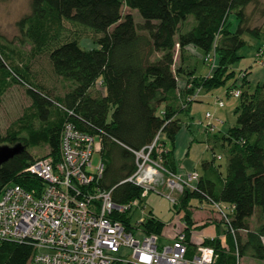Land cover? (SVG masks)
I'll return each instance as SVG.
<instances>
[{
    "label": "trees",
    "instance_id": "obj_1",
    "mask_svg": "<svg viewBox=\"0 0 264 264\" xmlns=\"http://www.w3.org/2000/svg\"><path fill=\"white\" fill-rule=\"evenodd\" d=\"M122 6L129 11L123 13ZM130 10L137 11L138 21ZM253 13L260 23L252 24ZM230 14L237 21L233 30ZM16 26L21 39L30 45L29 58L45 56L53 76L67 88L61 94L44 90L30 78L28 65L13 63V50L0 43V95L17 84L24 88L28 100L11 124L14 129L0 130V145L19 143L22 147L0 165V190L8 182L25 189L39 186L35 178L21 172L36 158L58 159L60 133L63 125L70 123L76 130L98 137L103 170L95 184L110 190L114 203L126 204L140 198L141 193L140 187L127 180L135 169L133 151L160 133L162 150L158 154L163 166L174 171L172 145L182 126L181 114L188 113L202 92L227 83L226 89L236 85L240 68L237 70L235 64L246 44L243 35L259 36L264 28V3L30 0L29 11ZM188 45L203 53L207 75L175 64L176 55L180 58ZM210 51L213 68L203 60ZM247 70L238 83L235 125L223 132L217 128L211 136L212 145H206L211 149L216 144H228L225 174L213 163L215 155L202 160L194 188H185L172 204L185 224L182 230L189 254L195 250L188 242L194 223L192 201L216 212L213 203L224 205L227 219L219 216L225 227L224 241L216 235L201 242L213 248L210 264H239L243 256L264 262V77L251 86ZM178 78L184 79L182 87ZM195 93L198 95L193 96ZM39 144H45L47 151L35 157L28 148ZM156 156L152 151L151 157ZM114 216L132 231L131 210ZM162 226L149 215L141 230L159 235ZM31 253L27 243L0 239V264H27Z\"/></svg>",
    "mask_w": 264,
    "mask_h": 264
},
{
    "label": "built area",
    "instance_id": "obj_2",
    "mask_svg": "<svg viewBox=\"0 0 264 264\" xmlns=\"http://www.w3.org/2000/svg\"><path fill=\"white\" fill-rule=\"evenodd\" d=\"M263 53L264 42L256 50L258 63ZM203 60L210 68L215 66L211 51ZM244 75L245 69H240L236 85L224 93L237 98L238 83ZM212 102L216 107L223 106L219 95H213ZM204 118L208 132L223 124L209 110ZM160 137L157 133L151 143L133 151L135 169L127 180L141 188L140 198L116 204L110 190L95 184L103 170L100 158L94 166L91 162L92 154L100 150L98 137L64 124L58 159L36 158L21 172L35 178L39 186L25 189L19 183L8 182L1 188L0 239L29 244L32 253L27 264H210L214 251L208 245L198 244L187 255L183 230L169 243H160L157 234L141 230L148 214L136 220L132 231L114 216L132 207L144 214L140 204L149 191L165 194L173 204L185 188H194L199 177L195 169L179 174L163 166L158 154L162 150ZM152 151L157 152L156 157H151ZM213 206L220 217L227 219L224 205ZM262 242L264 245V237Z\"/></svg>",
    "mask_w": 264,
    "mask_h": 264
},
{
    "label": "rangeland",
    "instance_id": "obj_3",
    "mask_svg": "<svg viewBox=\"0 0 264 264\" xmlns=\"http://www.w3.org/2000/svg\"><path fill=\"white\" fill-rule=\"evenodd\" d=\"M29 1L30 0H0V43L13 50V63H24L28 65L30 78L34 82H36L37 85L42 87L44 90H48L52 94H61L63 90L67 88L66 83L53 76L49 68L48 60L45 56L29 58L28 53L30 45L21 39L20 33L17 29L16 21L22 15L29 11ZM259 1L261 4L264 3V0ZM250 8L251 7H248V10ZM133 11L134 20H139V14L136 10ZM253 16L254 21L252 22V24H258L261 22V19L257 18L258 15L256 13H253ZM190 17L192 18V16ZM233 17L234 16L230 14L228 17V21L232 22ZM243 38L246 40V44L239 50V54L241 55V57L236 62L235 66L237 70L239 69L238 67H240V69H243L245 67L250 69L251 71L248 75L252 82H255L256 78L259 80L263 76H261V74H264V53L259 57L262 61L261 63H258L255 59L257 45L259 46L264 42V28H262L258 37H253L245 34L243 35ZM190 46L196 53L195 57L197 63L196 68L198 70L197 73L205 72L206 68L202 63L203 53L197 47H194L192 45ZM228 84L229 83L225 84L224 86L220 87L219 90H217V92H219V94L217 95L220 96L224 104L222 108H216L211 99L209 102L204 99L202 101L192 102V108L188 112L190 114L188 115L192 116L189 121V123L191 124L189 127H193L196 136V140H193V146L190 150L191 156L195 155L196 158H200L201 156H203L205 159H211L213 155H215L213 163L219 166L222 174H225L226 170L225 151L228 148V144L224 143L223 145H214L213 152L210 148H207L206 145H212L211 136L216 133V131L208 132L207 130H205L203 122H205L204 113L208 109L213 114L216 113L218 115L217 117L224 121V128L235 125L234 107L238 103V99L224 93ZM220 90L222 91V93H220ZM27 103L28 100L24 93V88L17 84L8 87L0 95V130L2 133H5L6 129L9 127V129L11 130L14 129L11 124L22 114L23 108ZM36 126L37 123H34V127ZM16 128L17 126H15V129ZM21 134L24 133L22 132ZM7 145L12 144L8 143ZM39 145L28 148L29 152L31 154H34L35 157L40 156L47 151V149L44 150V148L46 147L45 144H41L40 146ZM99 158V152H94L92 154L91 162L93 166L96 165ZM195 170L200 171V163H198V166L195 167ZM143 205L144 214H142L140 208L132 207L131 211H134V213L130 218V224L134 225L138 218L142 217V215L144 216L145 214H147L148 210H151L154 216L163 223L162 233L166 235V238H169L168 234H170V232L177 228L179 223L173 225V222L177 220V217H175L176 209L173 208L172 203L169 201L166 195L163 193H157L155 191H149L147 196L141 201L140 206ZM253 222V218L250 219V225H252ZM239 263L264 264V262L256 261L250 257H244L242 260L240 259Z\"/></svg>",
    "mask_w": 264,
    "mask_h": 264
},
{
    "label": "crops",
    "instance_id": "obj_4",
    "mask_svg": "<svg viewBox=\"0 0 264 264\" xmlns=\"http://www.w3.org/2000/svg\"><path fill=\"white\" fill-rule=\"evenodd\" d=\"M122 9H123L122 10L123 13L129 11L128 8H126L125 6H122ZM130 12L134 16V11L130 10ZM231 15H233V14H231ZM229 22L231 24L230 28H231V30H233L236 26V23H237L235 17H233L232 22L231 21H229ZM257 47H258V45H257ZM195 55H196V53L193 51V48L190 45L185 46L183 52L181 53V57L180 58L178 56L176 57L177 59L175 60V64L176 65L180 64L181 66L186 67L187 69H192L195 71V74H197V75H207V73H208L207 66L203 63V61H202V63L205 65L206 71L203 73H201V72L197 73L198 70L196 68L197 63H196ZM182 56H183V58H182ZM238 68H240V67H238ZM243 69H246V67ZM247 71H251V70L248 69ZM261 76H262L261 79L258 80L256 78V81L252 82V80L250 79V77L248 75L247 79L249 81V84L251 86H253L255 83L262 80V78L264 77V74L262 73ZM178 85L180 87H182L184 85V79L183 78H178ZM217 90H219V88L208 91V92H202L201 96L199 97V100H197V101H202L205 99L209 102L211 99V95L219 94V92H217ZM220 93H222L221 90H220ZM223 106H224V104H223ZM222 107H216V108H222ZM191 108H192V104L189 107V111L191 110ZM206 111H208V109ZM188 114L189 113H187V114L182 113L181 114V116H183V117L180 116L181 120H182V126L178 130V132L175 134L174 140H173V145H172V156H173V160H174V164H175V168H174L173 172H176L179 174H183V173L185 174V173L189 172V170L195 169V167L198 166V163H201L202 160H207L203 156H201L200 158H196L195 155L191 156L190 150L193 146V140L194 141L196 140V136H195V130L193 129V127H188V128L186 127V124H189V126L191 125L189 123V121H190V118L192 116H189L190 114L189 115ZM214 116L217 117L218 115L215 113ZM224 124H225L224 122H223V124H218V128L220 127V129H221L220 132H223L225 130ZM219 125H221V126H219ZM211 150L213 152L214 147L211 148ZM199 172L200 171H198V173ZM192 203H193V206H191V215H192V219H193L194 223H193V226H192V228L188 234V242L192 246L193 245L196 246L198 244H201V242L203 240L213 238L216 235L219 236L220 240L224 241V232H225L224 228L225 227H224L223 222H221L219 220V215L217 214V212L214 209L212 210L211 207L208 205L196 204L193 201H192ZM131 212L133 215L134 211H131ZM147 214L154 217L155 219H158L154 216V214L151 212V210H148ZM175 217H177V220L173 222L174 223L173 225H175L176 223H179L178 227L175 228L172 232H170V234H168L169 238H166L165 237L166 235L163 234L162 230H161L160 234L158 235L160 243H169L173 239L175 234L178 231H181L183 229V227H184L183 220L180 217V214L177 213L176 211H175ZM206 221H207V224L204 226H201L202 223H204ZM193 252H191V253H193ZM191 253L189 254L187 252V255H191ZM243 258H244V256L241 257L240 259L242 260ZM240 259H239V262H240Z\"/></svg>",
    "mask_w": 264,
    "mask_h": 264
},
{
    "label": "water",
    "instance_id": "obj_5",
    "mask_svg": "<svg viewBox=\"0 0 264 264\" xmlns=\"http://www.w3.org/2000/svg\"><path fill=\"white\" fill-rule=\"evenodd\" d=\"M19 143L13 145H0V165L21 151Z\"/></svg>",
    "mask_w": 264,
    "mask_h": 264
}]
</instances>
